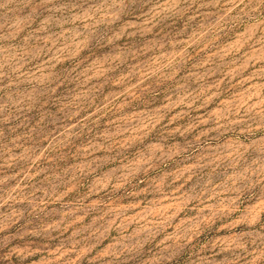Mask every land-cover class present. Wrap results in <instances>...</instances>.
<instances>
[{
    "label": "rangeland",
    "instance_id": "374dc122",
    "mask_svg": "<svg viewBox=\"0 0 264 264\" xmlns=\"http://www.w3.org/2000/svg\"><path fill=\"white\" fill-rule=\"evenodd\" d=\"M0 264H264V0H0Z\"/></svg>",
    "mask_w": 264,
    "mask_h": 264
}]
</instances>
